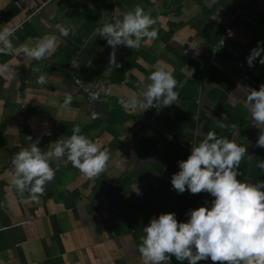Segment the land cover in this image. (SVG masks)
<instances>
[{
  "label": "crops",
  "instance_id": "0c3cea01",
  "mask_svg": "<svg viewBox=\"0 0 264 264\" xmlns=\"http://www.w3.org/2000/svg\"><path fill=\"white\" fill-rule=\"evenodd\" d=\"M0 264H264V0H53L8 36Z\"/></svg>",
  "mask_w": 264,
  "mask_h": 264
},
{
  "label": "built area",
  "instance_id": "2783aa9c",
  "mask_svg": "<svg viewBox=\"0 0 264 264\" xmlns=\"http://www.w3.org/2000/svg\"><path fill=\"white\" fill-rule=\"evenodd\" d=\"M53 0H43L41 1L37 6L33 7L31 11H29L22 19V21L12 27H10V29L3 34H0V45L3 43V41L10 35H14L15 31L21 26V24L36 16L37 14L40 13V10L49 2H51ZM244 0H240L241 3H243ZM240 13L239 9H236L232 14L227 15V20L226 22L223 24V28H222V33L221 36L219 37V39L216 41V43L214 44V50H218L220 48H223L224 46L227 45L228 43V39L232 33L233 30V26H234V22L238 16V14ZM78 61H74L73 62V66L74 67H78ZM73 82L74 84L78 87V89H80L87 98H93V97H98V91L95 87L87 84L84 80H82L81 78L74 76L73 75ZM155 105H153L154 107ZM156 121V118L154 115H149L146 116L143 113H140L138 116V126L139 127H143V126H150L153 125ZM194 152H196V150H193ZM231 162V157H227L225 159V163H223L222 165H217L218 166V173L216 178L214 179V188H213V197L217 200L219 198H221L223 195L231 192V190L233 189L234 186V176H235V171L232 167L229 166ZM208 164L210 166L214 165L213 161H211L210 159H208ZM197 182V178H192L187 182V187H191L194 183ZM259 207H262L261 205H257ZM260 249L258 248V251Z\"/></svg>",
  "mask_w": 264,
  "mask_h": 264
}]
</instances>
